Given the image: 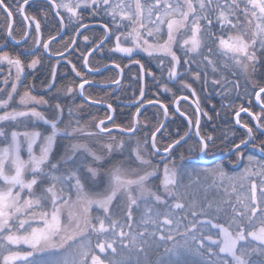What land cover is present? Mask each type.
<instances>
[{
	"label": "snow or ice",
	"instance_id": "1",
	"mask_svg": "<svg viewBox=\"0 0 264 264\" xmlns=\"http://www.w3.org/2000/svg\"><path fill=\"white\" fill-rule=\"evenodd\" d=\"M28 2L23 0L21 4L17 0L15 6H10L5 0H0V10L11 20L14 15L12 8L15 7L16 14L22 16L23 21H34V46L42 45L44 51L50 53V44L57 36L41 40L40 21L25 13L24 5ZM52 2L54 7L65 9L75 18L77 35H81V29L89 27L82 22L81 12L90 11L95 16L99 10H103L105 15L111 17L118 33L114 47L109 50L122 53L130 59V63L139 65L140 80L144 78L145 67L140 60L133 59L135 52L139 50L149 56L159 54L170 57L168 79L177 80L183 88L190 89L192 96H196V91L185 81V76L190 75L199 81L203 62H206L205 69L210 67L213 73L221 72V68L208 55L203 56L202 61L196 60L204 47V37L216 35L212 32L214 19L221 30H230L227 38L222 35L216 37L220 53L225 57L221 61L224 70L230 71L233 76L239 73L247 78L256 72L257 65H264V0ZM56 14L60 15L59 12ZM60 24L64 27L63 17ZM20 27L23 29L20 39L13 34L11 23L6 29V36L17 45L26 42L32 24H21ZM103 28L105 35L100 38L98 48L112 36L107 24ZM121 28H127V31H120ZM182 31L188 34L180 45L184 51L183 59L173 50L177 34ZM83 40L89 42V37L84 35ZM74 44L76 39L72 38L66 47ZM208 51L211 53L212 49L209 47ZM24 54L33 57L28 68L35 69L41 63L40 56L33 49L25 47L22 53L15 56L0 49V64L10 66L9 76L12 74L11 68L16 70L10 90L0 88V93L4 94L0 98V145H3L0 146L2 264H13L15 261H23L24 264H264V160L247 156L243 170L235 176L229 175L222 164L199 170L178 165L173 151L182 146V142L187 144L186 137H190L193 127L192 119L179 107V100H187V96L177 99L176 112L187 120L189 131L173 138L163 148L158 146V134L161 140L165 139L163 131L166 127L163 122L151 132L150 137L147 133L142 139L136 135L140 124L137 117L143 104L136 109V116L129 127L113 124L120 133L129 134L127 141L113 135V127H108L105 119L95 123L98 131L86 130L87 125L72 119L74 112L82 105L76 109L69 108L68 118L64 119V108L57 102L50 105L52 114L46 116L35 107L49 104L44 96L33 95L29 90L18 93L25 67L21 59ZM50 54L64 55L63 52ZM81 55L87 65L91 52ZM181 64L189 66L183 73L178 71ZM192 64H196L195 70L191 68ZM159 65L163 71V59ZM114 67L123 73L119 64H114ZM72 71L76 76H81L75 64H72ZM90 71L98 72L100 69ZM147 74L155 79L151 71ZM51 75L54 82L55 67ZM207 76L205 70V83ZM89 83L88 80L79 83L80 95L84 94L85 85ZM112 83L119 84L120 81L117 79ZM4 84H9L8 78H5ZM212 84L220 86L225 93L229 85L234 90L240 87L238 80H229L223 74L213 79ZM52 86L51 83L48 85ZM162 87L166 92L172 91L168 84ZM74 91L73 87L67 88L69 94ZM250 95H254L260 112L252 113L241 106L235 113L236 123H241L240 112H248L257 122L256 127L264 131V84H254ZM143 96L144 88L141 87L140 97ZM147 103L159 102L149 100ZM195 103L198 147H190L189 152L198 151L207 155L214 137L201 134L198 97ZM107 107L114 111L111 104ZM161 107L164 116L168 117V107L163 104ZM21 117L35 118V121H41L48 127L43 132L35 127L31 131H17L13 125L19 126ZM106 120L113 121V116L108 115ZM242 126L246 128L248 137L254 139L253 128L246 124ZM100 134H107L108 141L103 144L102 151H97L90 146L88 139ZM65 140L67 143H61ZM247 143L248 140H241L234 145L237 162L244 160L239 150L241 145ZM24 146L27 159L21 156ZM126 151L128 155H125ZM260 151L264 152V141H261ZM155 157H159V162L154 163ZM180 159H185L183 154ZM201 174L211 178L212 186L219 187L228 181L232 192H237V181L240 188H244L247 181L248 194H237L235 202L229 196L215 205L211 201L201 203L194 196L189 200L187 189L191 181L185 185L183 178L196 176L199 179ZM253 177H259V184ZM224 191L228 193V188L225 187ZM141 208L139 220L134 221L133 210ZM94 211L100 214L94 216ZM177 236L181 240H176ZM9 245L17 250H11ZM22 245L26 246V250H20Z\"/></svg>",
	"mask_w": 264,
	"mask_h": 264
},
{
	"label": "flooded vegetation",
	"instance_id": "2",
	"mask_svg": "<svg viewBox=\"0 0 264 264\" xmlns=\"http://www.w3.org/2000/svg\"><path fill=\"white\" fill-rule=\"evenodd\" d=\"M23 4V0H19ZM62 0H55V3H61ZM67 2V0H64ZM76 0H72L74 4ZM10 6H15L17 0H5ZM25 13L30 17H35L41 24V40L46 41L50 36L59 37L50 44V53L63 52V56L51 55L49 52H45L42 45L40 47L34 46L35 22L23 21V17L16 14L15 7L12 8L14 13L11 20L6 18L5 13L0 10V49L8 51L11 55L15 56L17 53H22L24 48L33 49L37 55L40 56L41 63L35 68H28L27 65L33 58L30 55H21V59L24 61V72L21 75L20 83L18 84V93L22 94L24 91L29 90L33 95L44 96L49 101L48 105H36L38 111L43 112L46 116L52 114L53 108L50 105H54L59 102L64 108V119L68 118V109H76L78 105H82L78 111H75L72 119L80 120L81 124L87 125L86 130L98 131L95 128V123L101 119H105L108 127H113V124L117 123V119H120L119 125H129L134 116H136V109L143 104L148 105L147 101H158L160 104L168 107V117L163 116V123L166 119L165 127L170 124V128L165 133L164 140L160 139L158 134V146L163 148L167 143L171 142L173 138H178L186 131H189L187 120L180 116L176 112L177 99L182 96H187L188 99H180L179 107L181 111L185 112L188 117L193 121V127L190 131V137H186L187 144L182 142V146H178L173 151V157L178 165H183L188 168L206 169L215 167L217 164H222L229 175H237L240 173L245 164L247 163V156H254L257 160H264V152L260 151L261 141H264V131L256 127V121L249 115L248 112H240L239 120L240 124L236 123L235 113L240 110L241 106L248 108L252 113H259L260 106L257 104L254 95H250L253 92L254 84H264V65H257V70L251 73L249 77H245L243 74H237L233 76L230 71H226L221 67V61L225 59L220 53L218 48V41L216 37L224 36L227 38L229 29L221 30L219 24L213 20L212 32L216 35L213 37H204V47L201 50V55L196 57V60L202 61V57L208 55L217 63V67L221 68L220 73H213L211 68L205 69L203 62L200 68L202 72L201 79L199 81L194 80L190 75L185 76L184 79L187 83L192 85V88L196 91V96H192L191 90L183 88L177 80L170 81L167 75V68L170 63V57L154 54L149 56L143 51H137L133 55V59H138L145 67V75L143 80L139 79V65L130 63V59L122 53L112 52L109 49L114 47L115 35L117 29L112 23L110 16L105 15L103 10H99L95 16L90 11H83L81 15L83 17V23L88 24L89 27L81 29V35H77L75 18L71 17L65 9H57L54 7L52 0H29L28 4L24 5ZM79 11V10H78ZM59 12L58 16L56 13ZM215 13H213V16ZM63 17L64 27H61L60 20ZM13 26V34L17 39H20L23 35V29L21 24L27 26L28 23L32 24V27L28 29L29 36L26 42H22L17 45L13 40L6 36V29L8 24ZM107 24L112 30V36L106 40L102 47H97L100 38L105 35L103 25ZM127 24V22H125ZM120 31H127V28H121ZM166 31V30H165ZM89 37V42L83 40V36ZM187 33L183 31L177 34L176 43L173 46V50L182 59L184 58V51L180 47L182 40L187 38ZM75 38L76 44L66 47V43L70 39ZM212 49L209 53L208 48ZM88 56V64H84L82 53ZM164 60V68L161 70L159 61ZM59 61V63H57ZM71 61V63H69ZM230 63V62H229ZM72 64L76 65L77 71L81 73V76H76L72 71ZM114 64H119L123 68V73L120 69L114 67ZM56 69V78L52 80V68ZM188 65L178 67V71L185 72ZM10 66L7 63L0 64V88H7L10 90L11 83L15 80L16 70L11 68V76H9ZM100 71H90V69H97ZM192 69H196V64L191 65ZM207 71V83H205L203 72ZM151 71L155 75V79L152 75H148L147 72ZM223 74L227 76L229 80L239 81V89L234 90L229 85L228 91H225L218 85H213L212 80L218 79L219 75ZM8 78L9 84L5 85L4 80ZM119 80L120 83H112L114 80ZM82 80H88L90 83L85 85L84 94L80 95L78 85ZM52 87H48L49 84ZM168 84L171 92L164 91L162 85ZM98 85H107L100 87ZM68 87H73L74 92L69 94L67 92ZM144 88V96L140 97V88ZM88 88H95L88 95ZM97 89V90H96ZM59 90V91H58ZM4 94L0 93V98H3ZM199 98L200 105V130L202 135H212L214 141L209 146L207 155L200 154L198 151L189 152V148H197V137L195 136V120L197 117L196 112V99ZM87 98V99H86ZM18 100V96L16 97ZM90 101H100L97 105ZM111 104L110 110L107 105ZM17 106V105H14ZM30 107L32 105H29ZM161 107V105H148L140 112L138 120L140 124L138 126L137 136L143 138L144 135L150 133L141 130L140 125L141 115L143 112L151 107ZM125 108V109H124ZM135 109L134 115H131L128 109ZM142 107H140L141 109ZM120 111H117V110ZM124 112V113H123ZM207 113V115H204ZM108 115L113 116V121H107ZM211 117V119H209ZM19 126L13 125L15 130L31 131L35 127L36 130L44 131L47 125H44L41 121H35V118L21 117L19 118ZM35 121V123H33ZM87 122V123H86ZM124 122V123H123ZM126 122V123H125ZM27 124V127H25ZM248 125L253 128V138L248 137L247 130L242 125ZM114 129V127H113ZM164 132V131H163ZM113 135L118 138H123L127 141L128 135L120 133L119 131H113ZM150 137V135H149ZM22 139V138H21ZM81 139H88L82 137ZM241 140H248L249 143L241 145L239 152L244 156V160L237 162V150L234 145L239 144ZM108 141L107 134H100L98 137L88 139L91 147L97 151H102V146ZM134 143V142H133ZM256 145L253 147V145ZM3 146V145H0ZM38 153V149H37ZM129 152L126 151L125 155ZM181 154L185 157L184 160L180 159ZM21 156L23 159L28 158L26 146L22 148ZM159 162V157L154 158V163ZM135 166V165H133ZM162 168V163H161ZM259 184V177H253ZM191 181V186L187 189L188 198L191 200L193 196L201 203H207L208 201L213 204H219L222 200L227 199L229 196L232 202H235L237 194L247 195L249 184L244 182L245 187L240 188L239 181L236 182L237 192L231 191V186L228 181H225L222 186H212L211 178H206L201 174L199 179L196 176L183 178V183L188 185ZM228 188V193H225L224 188ZM39 190V189H37ZM183 191V189H182ZM140 210H133L134 221H138L140 218ZM100 214L99 211H94L93 215ZM122 215V214H121ZM202 218V217H201ZM192 217L189 216V220ZM223 219V214H221ZM188 223V221H184ZM136 229V224H133V230ZM176 240H181V237L177 236ZM95 243V239H93ZM172 243V242H169ZM163 251V249H161ZM5 254V252L3 253ZM23 261H15L13 264H21ZM0 264H2V255H0Z\"/></svg>",
	"mask_w": 264,
	"mask_h": 264
},
{
	"label": "trees",
	"instance_id": "3",
	"mask_svg": "<svg viewBox=\"0 0 264 264\" xmlns=\"http://www.w3.org/2000/svg\"><path fill=\"white\" fill-rule=\"evenodd\" d=\"M94 89L95 88H88L87 90L88 95H90L91 91ZM128 109L130 110L129 112L131 113V115H134L135 109H130V108ZM117 111H120V110L118 109ZM163 116H164L163 110L160 107L154 106V107H151L145 110L143 114L141 115V122L143 124L140 125V129L151 134V132L154 131L155 128L163 121ZM117 123L121 124L120 119H117ZM130 125L131 123L129 122V125H124V127H129ZM169 128H170V124L166 126V130L163 132V135L167 133ZM61 143H67V141L65 140V141H62Z\"/></svg>",
	"mask_w": 264,
	"mask_h": 264
},
{
	"label": "water",
	"instance_id": "4",
	"mask_svg": "<svg viewBox=\"0 0 264 264\" xmlns=\"http://www.w3.org/2000/svg\"><path fill=\"white\" fill-rule=\"evenodd\" d=\"M60 37V36H59ZM59 37H57V39L59 38ZM98 86H100V87H105V86H107V85H98ZM91 103H93L92 101H90ZM93 104H97V105H104V104H98V103H93ZM161 105L160 103H152V104H148V105ZM148 105H145V106H143L141 109H140V112L142 111V109H144L145 107H147ZM138 118V117H137ZM165 123H166V119L164 120V125H165ZM113 131H118V130H116L115 128L113 129ZM17 262H19V261H17Z\"/></svg>",
	"mask_w": 264,
	"mask_h": 264
},
{
	"label": "rangeland",
	"instance_id": "5",
	"mask_svg": "<svg viewBox=\"0 0 264 264\" xmlns=\"http://www.w3.org/2000/svg\"><path fill=\"white\" fill-rule=\"evenodd\" d=\"M229 2H230V0H229ZM11 250H17L16 249V247L15 246H11V245H9L8 246ZM20 250H26V246H20ZM4 253V252H3ZM5 254H7L6 252H5ZM21 264H24V263H21Z\"/></svg>",
	"mask_w": 264,
	"mask_h": 264
}]
</instances>
